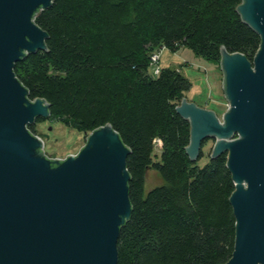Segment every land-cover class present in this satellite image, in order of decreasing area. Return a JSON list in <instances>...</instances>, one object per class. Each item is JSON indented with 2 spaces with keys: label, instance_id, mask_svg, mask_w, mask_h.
Segmentation results:
<instances>
[{
  "label": "trees",
  "instance_id": "trees-1",
  "mask_svg": "<svg viewBox=\"0 0 264 264\" xmlns=\"http://www.w3.org/2000/svg\"><path fill=\"white\" fill-rule=\"evenodd\" d=\"M241 0H53L34 21L46 50L15 62L30 98L82 133L109 123L130 149L132 211L120 227L117 264H223L232 253L234 190L227 153L200 165L185 151L190 124L175 107L192 83L178 69L152 76L156 48L191 49L220 61V48L252 59L260 36L236 12ZM35 122L28 129L36 134ZM159 139V153L154 152ZM163 183L148 190V170Z\"/></svg>",
  "mask_w": 264,
  "mask_h": 264
},
{
  "label": "water",
  "instance_id": "water-1",
  "mask_svg": "<svg viewBox=\"0 0 264 264\" xmlns=\"http://www.w3.org/2000/svg\"><path fill=\"white\" fill-rule=\"evenodd\" d=\"M52 1L0 0V264H117L120 227L132 211L130 149L107 123L75 155L49 157L28 125L49 118L50 105L30 98L13 71L46 50L48 33L34 18ZM236 12L260 44L252 59L220 48L225 111L185 96L175 109L190 124L192 161L207 139L210 158L227 153L235 231L223 264H264V0H241Z\"/></svg>",
  "mask_w": 264,
  "mask_h": 264
},
{
  "label": "rangeland",
  "instance_id": "rangeland-1",
  "mask_svg": "<svg viewBox=\"0 0 264 264\" xmlns=\"http://www.w3.org/2000/svg\"><path fill=\"white\" fill-rule=\"evenodd\" d=\"M153 52L159 53L160 67L178 69L191 81L192 85L185 93L188 100L199 106L210 107L219 116L225 111L228 102L224 97L223 73L219 62L196 55L186 47L171 51L162 46ZM151 70L152 66L149 65V71ZM34 127L37 135L44 141V152L51 158H65L68 155H75L85 143L87 135L65 126L57 119L35 122ZM213 142V139L205 141L202 158L198 161L200 165L208 160ZM160 144L157 141L154 142L155 153H159ZM162 183L163 179L158 171L148 170L145 182L146 190Z\"/></svg>",
  "mask_w": 264,
  "mask_h": 264
},
{
  "label": "built area",
  "instance_id": "built-area-1",
  "mask_svg": "<svg viewBox=\"0 0 264 264\" xmlns=\"http://www.w3.org/2000/svg\"><path fill=\"white\" fill-rule=\"evenodd\" d=\"M149 64L152 66V70L150 71V74L152 76H155L159 73L161 67L159 66V53L153 52L150 54L149 58ZM159 144L161 143L159 139H155Z\"/></svg>",
  "mask_w": 264,
  "mask_h": 264
}]
</instances>
